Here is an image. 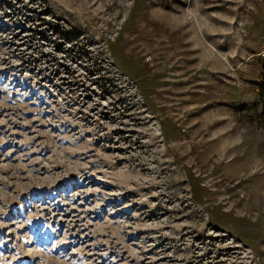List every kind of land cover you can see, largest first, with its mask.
<instances>
[{
    "label": "rangeland",
    "instance_id": "obj_1",
    "mask_svg": "<svg viewBox=\"0 0 264 264\" xmlns=\"http://www.w3.org/2000/svg\"><path fill=\"white\" fill-rule=\"evenodd\" d=\"M0 264H264V0H0Z\"/></svg>",
    "mask_w": 264,
    "mask_h": 264
}]
</instances>
